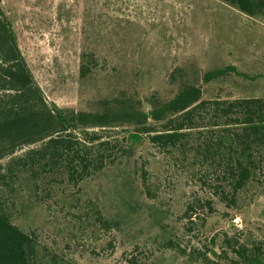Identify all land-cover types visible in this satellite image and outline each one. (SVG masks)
Masks as SVG:
<instances>
[{"label":"rangeland","instance_id":"obj_1","mask_svg":"<svg viewBox=\"0 0 264 264\" xmlns=\"http://www.w3.org/2000/svg\"><path fill=\"white\" fill-rule=\"evenodd\" d=\"M0 15L46 100L101 117L84 128L114 146L76 184L14 163L26 148L0 160L1 202L36 236L34 264H233L226 240L248 251L242 264H264V168L228 206L216 161L161 151L143 129L186 86L205 100L263 98V24L220 0H0ZM189 204L204 207L188 218Z\"/></svg>","mask_w":264,"mask_h":264},{"label":"trees","instance_id":"obj_2","mask_svg":"<svg viewBox=\"0 0 264 264\" xmlns=\"http://www.w3.org/2000/svg\"><path fill=\"white\" fill-rule=\"evenodd\" d=\"M220 1L264 25V0ZM233 71V66L216 69L205 73L202 81ZM148 118L153 124L143 129L151 145L164 152L175 149L182 155L192 151L201 162H217L225 182L219 200L228 206L235 204L237 194L264 168V97L205 100L201 85L186 86L150 110L143 120ZM100 119L57 108L46 100L14 42L9 24L0 15V160L26 148L14 163L28 165L34 177L39 171L62 169L76 184L100 171L113 151V144L101 134L84 128ZM155 123L160 127H154ZM195 206L204 207L189 204L184 216L191 218ZM206 207L210 209L208 202ZM225 244L239 259L232 263L242 264L240 260L247 258L248 251L236 241L226 240ZM167 246L174 249L171 242ZM39 249L33 233L24 234L11 222L0 195V264H34ZM125 261L139 264L134 255ZM56 263L51 258V264Z\"/></svg>","mask_w":264,"mask_h":264}]
</instances>
